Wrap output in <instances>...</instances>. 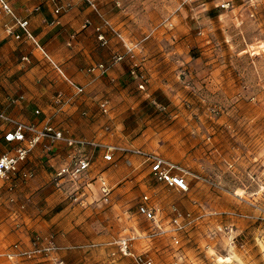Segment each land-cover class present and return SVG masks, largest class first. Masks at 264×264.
I'll list each match as a JSON object with an SVG mask.
<instances>
[{
    "label": "rangeland",
    "instance_id": "obj_1",
    "mask_svg": "<svg viewBox=\"0 0 264 264\" xmlns=\"http://www.w3.org/2000/svg\"><path fill=\"white\" fill-rule=\"evenodd\" d=\"M141 1L122 34L138 45L146 83L134 112L101 129L107 144L158 153L206 181L186 194L148 191L156 221H147L134 175L148 171L116 156L105 171L125 178L107 182L108 201L92 209L94 238L65 263L264 264V0ZM173 207L200 219L177 230Z\"/></svg>",
    "mask_w": 264,
    "mask_h": 264
},
{
    "label": "crops",
    "instance_id": "obj_2",
    "mask_svg": "<svg viewBox=\"0 0 264 264\" xmlns=\"http://www.w3.org/2000/svg\"><path fill=\"white\" fill-rule=\"evenodd\" d=\"M4 1L12 15L0 10V113L27 124L49 123L58 132L73 138L108 143L109 138L101 129L103 122L110 119L113 124L121 123L124 116L134 112L140 93L139 80L129 74L132 59L127 57L121 63L110 65L113 54L125 51L108 32L104 21L120 33L129 34V29L141 16L142 1L92 0L100 15L84 0H57L58 5H71L67 12L58 15L54 14L55 6L48 0ZM14 18L28 22L27 30L33 39L26 38L24 31L14 24ZM86 20L91 26H84ZM6 27H12V35H7ZM94 27H100L105 33L109 41L107 47L100 46ZM24 58L28 61H23ZM139 58V53L135 52L134 61L138 63ZM97 64H104L108 70L103 74L85 72ZM69 82L83 88V92L77 95ZM58 94L61 95L60 105L55 104ZM105 100L110 113L102 117L99 104ZM11 128L12 125L0 120V152L11 149L2 140ZM49 145L47 141L42 142L28 156L34 179L16 181L13 191L7 189L10 182L0 180V254L14 243L28 247L32 236L52 234L61 248L55 257L66 262L70 253L87 247L94 238L90 230L93 228L92 209L97 211L104 205L98 178L108 180L110 185L125 178L105 171L109 163L102 159L101 151L85 148L90 163L86 176L77 185L57 186L52 181L53 176L68 162L75 148L59 143L47 150ZM122 147L128 148V145L124 143ZM125 156L137 158V169L145 166L148 171L141 158ZM134 171L135 168L130 174ZM135 181L144 195L154 191L173 194L151 180L149 172L147 176L145 173L134 175ZM190 182L192 190V180ZM73 194L77 196L75 201L83 196L84 202L77 204L67 200V195ZM10 197L14 202H9ZM0 264L37 262L14 263L0 257Z\"/></svg>",
    "mask_w": 264,
    "mask_h": 264
},
{
    "label": "built area",
    "instance_id": "obj_3",
    "mask_svg": "<svg viewBox=\"0 0 264 264\" xmlns=\"http://www.w3.org/2000/svg\"><path fill=\"white\" fill-rule=\"evenodd\" d=\"M89 7L97 14L100 15L96 4L92 0H84ZM54 7V14L58 15L61 12H67L70 8V4L58 5L57 0H48ZM0 10L5 14H11L9 5L4 1L0 0ZM14 24L24 31L27 39H33L32 35L27 30L28 22L26 20H20L14 18ZM85 27L91 26L90 21L86 20ZM108 32L116 38L124 49V54L116 53L111 57L110 65L123 62L127 57L132 59L130 76L140 80L142 83L139 85L143 88V84L146 83V79L143 74L139 72V64L134 61V54L138 49L137 44L127 42L122 33L119 30L110 25L107 21H104ZM7 35H12V27H6ZM97 41L101 47H107L109 44L108 38L100 27H94ZM38 47V45H37ZM23 61L27 62L28 59L24 58ZM108 67L104 64H97L91 66L85 70L87 74H93L95 72L105 73ZM69 84L75 88L77 95L83 92V88L74 86L72 82ZM15 102V100H11ZM61 95L55 99V104L60 105ZM99 111L103 116H107L110 113V107L108 101H102L99 104ZM0 120L5 124L12 125V128L4 133L2 140L5 144L10 145L11 149L6 152H0V180L10 182L8 191H13L15 188L16 181L27 182L35 178V172L28 166L27 160L29 154L42 142H49L51 146L63 143L67 146L75 148V151L70 154L68 162L62 165L54 174L52 181L55 185L60 186L64 183H70L77 185L82 178H84L89 170L90 163L87 160L84 150L85 148H94L102 153V159L108 163H114L116 156L120 154H131L139 157L143 160V163L148 168L149 177L154 182L162 184L165 188L175 190L176 192L186 194L191 190V180L195 182H205L206 180L198 175L189 172L185 168L173 163L158 153L149 152L137 148H125L119 145L107 144L98 142L95 139L86 140L80 138H73L67 134L58 132L55 127L49 123L45 124H27L18 122L10 119L3 113H0ZM105 131H110L108 127ZM100 184V193L104 202L108 201L110 194V188L107 181L100 177L98 178ZM71 195V197H73ZM150 198L147 195L142 197V201L137 206V213L147 221H156L155 209L149 206ZM9 202H14V198L10 197ZM25 206H22L24 209ZM175 213L173 223L176 225V229L180 230L195 224L200 217H195L191 213H178L175 207L172 208ZM259 218L264 222V210L259 209ZM218 231L226 234H230L231 230L228 227L218 228ZM122 250L126 254L127 246L125 242L122 244ZM61 250L55 241L52 234L44 236H35L28 247H23L20 243H14L10 245L0 257H4L9 262H52L53 264H66L61 258L55 257V255ZM138 264H153L151 259L137 258Z\"/></svg>",
    "mask_w": 264,
    "mask_h": 264
}]
</instances>
